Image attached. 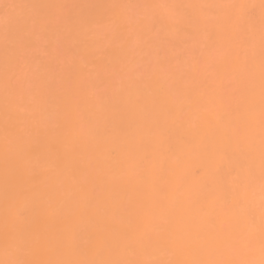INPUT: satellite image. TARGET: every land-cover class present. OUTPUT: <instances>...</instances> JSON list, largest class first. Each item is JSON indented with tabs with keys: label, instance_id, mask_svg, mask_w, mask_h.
<instances>
[{
	"label": "bare ground",
	"instance_id": "6f19581e",
	"mask_svg": "<svg viewBox=\"0 0 264 264\" xmlns=\"http://www.w3.org/2000/svg\"><path fill=\"white\" fill-rule=\"evenodd\" d=\"M262 0H0V264H264Z\"/></svg>",
	"mask_w": 264,
	"mask_h": 264
},
{
	"label": "snow or ice",
	"instance_id": "6c2138e0",
	"mask_svg": "<svg viewBox=\"0 0 264 264\" xmlns=\"http://www.w3.org/2000/svg\"><path fill=\"white\" fill-rule=\"evenodd\" d=\"M262 7H264V0H262ZM262 129H264V119L261 121ZM4 264H22V262L19 261H6ZM108 264H120V262H108Z\"/></svg>",
	"mask_w": 264,
	"mask_h": 264
}]
</instances>
